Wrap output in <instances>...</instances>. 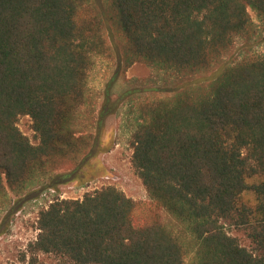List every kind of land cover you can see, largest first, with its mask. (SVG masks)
<instances>
[{"label":"trees","instance_id":"16d2710c","mask_svg":"<svg viewBox=\"0 0 264 264\" xmlns=\"http://www.w3.org/2000/svg\"><path fill=\"white\" fill-rule=\"evenodd\" d=\"M249 10L264 20V0H0V206L72 169L59 176L67 181L89 155L80 117L102 55L118 68L99 117L127 106L131 165L149 197L108 186L55 198L18 264H43L41 255L69 264H264V55L208 82L184 80L255 34ZM136 63L174 76L171 95L127 78ZM20 116L30 118L35 144L18 129Z\"/></svg>","mask_w":264,"mask_h":264},{"label":"rangeland","instance_id":"374dc122","mask_svg":"<svg viewBox=\"0 0 264 264\" xmlns=\"http://www.w3.org/2000/svg\"><path fill=\"white\" fill-rule=\"evenodd\" d=\"M97 4L101 0H95ZM255 34L250 38L237 37L230 51L222 57L214 68L201 76L186 78L187 83H202L213 79L223 68L232 66L250 57L264 55V20L249 10ZM118 68L117 58L96 56L88 72L90 104L83 110L79 128L92 135L93 144L87 155L72 176L64 182L59 181L61 174L72 172L65 169L36 182L19 195L9 193V198L0 206V264H18L28 246L38 233L39 212L55 198L82 199L83 195L104 187H114L134 201H147L148 194L131 165L130 117L127 106L103 118L99 113L104 102L107 82ZM125 76L140 80L143 86L157 89L156 96L165 98L171 94L174 76L169 73L136 63L129 67ZM100 121V125L98 122ZM17 127L32 144H35L31 121L28 116H20ZM163 223L172 234L182 236L190 243L184 233V226L167 213H163ZM226 229L239 236L233 229ZM43 264H69L52 255H41Z\"/></svg>","mask_w":264,"mask_h":264}]
</instances>
